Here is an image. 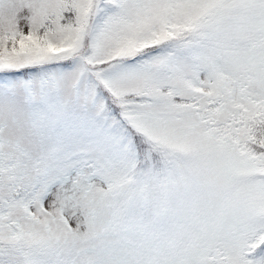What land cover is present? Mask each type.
Masks as SVG:
<instances>
[{
    "label": "snow or ice",
    "instance_id": "1",
    "mask_svg": "<svg viewBox=\"0 0 264 264\" xmlns=\"http://www.w3.org/2000/svg\"><path fill=\"white\" fill-rule=\"evenodd\" d=\"M0 264H264V0H0Z\"/></svg>",
    "mask_w": 264,
    "mask_h": 264
}]
</instances>
